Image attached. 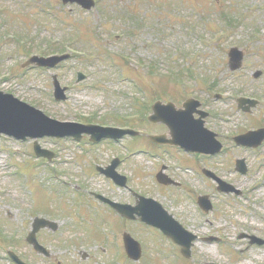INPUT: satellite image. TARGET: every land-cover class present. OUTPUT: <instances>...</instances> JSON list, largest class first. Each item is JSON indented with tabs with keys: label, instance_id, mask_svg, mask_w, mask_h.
<instances>
[{
	"label": "rangeland",
	"instance_id": "1",
	"mask_svg": "<svg viewBox=\"0 0 264 264\" xmlns=\"http://www.w3.org/2000/svg\"><path fill=\"white\" fill-rule=\"evenodd\" d=\"M231 46L245 53L238 71L227 64ZM54 49L70 54L58 68L22 67L30 55ZM178 70L183 81L169 77ZM254 70L263 74L254 78ZM78 72L84 73L81 82ZM54 73L67 87L64 101L53 99ZM0 90L56 120L127 125L143 132L146 141L163 128L145 121L150 111L144 107L157 98L179 107L194 97L210 113L206 126L224 140L221 154L199 160L177 149L158 154L141 137L94 146L41 138L40 147L55 154L48 162L35 158L32 140L0 135V264H12L7 250L30 264H264V245L247 246L238 236L264 239V144L244 149L231 142L234 134L264 126V0H95L89 10L60 0H0ZM240 96L258 99L250 114L236 107ZM117 157L122 159L117 170L129 177L127 188L95 167ZM235 158L245 160L246 175L234 170ZM161 165L179 183L176 189L156 183ZM203 167L242 194L217 192L200 172ZM132 191L158 201L196 235L188 260L157 229L126 224L92 197L100 193L133 204ZM198 194H208L211 211L199 208ZM37 210L58 225L40 238L50 259L16 243ZM122 230L141 241V262L127 258Z\"/></svg>",
	"mask_w": 264,
	"mask_h": 264
},
{
	"label": "water",
	"instance_id": "2",
	"mask_svg": "<svg viewBox=\"0 0 264 264\" xmlns=\"http://www.w3.org/2000/svg\"><path fill=\"white\" fill-rule=\"evenodd\" d=\"M64 4L76 3L83 6L85 9H89L94 6L92 0H62ZM229 64L230 68L236 69L241 66L242 53L236 48H231L229 52ZM67 55H52L47 58L40 56H32L26 61V64L38 65L41 67H55L59 62ZM82 75L79 74L78 80ZM54 82V97L55 100L60 101L65 99V88L60 87L57 82L56 76H52ZM249 101L242 99V101ZM250 102V101H249ZM253 103V101H251ZM197 106L196 102L189 100L184 104L185 110H175L171 103L163 105L157 102L153 107L154 114L148 117L149 121L158 122L163 121L171 131L173 139L171 142L183 147L189 152H199L214 154L219 152L221 145L217 140L214 139L215 133L203 127L202 119H193L192 113L195 111ZM204 115V113H200ZM83 133L90 136V140L98 142L105 138L118 139L126 134L137 135V133L131 129H120L112 127H101L99 125H85L78 124L76 122H64L57 121L51 117L45 115L40 109L24 103L18 98H15L11 94H4L0 91V134L13 137L17 140H27L28 138L34 139L33 148L36 156H45L51 158L53 153L39 147L37 140L41 137H69L80 140ZM151 139L154 142H163V136H152ZM237 144L243 146L256 147L264 140V129H258L255 131H249L244 135L234 137ZM118 160L113 161L112 166L102 172L109 177H112L117 184L124 185V178L116 175L113 169L116 167ZM236 169L241 173H246L244 160H237ZM207 173V172H205ZM210 174V173H207ZM213 178L219 183V191H232L233 188L227 183L221 182L218 178L212 175ZM158 182H166V178L161 173L157 174ZM98 198L105 202H109L111 206L117 209L126 218H133L134 214L138 215L139 218L149 225H153L160 229L167 237L176 242L181 246V252L184 256L189 257L190 246L195 237L190 234L187 230L183 229L173 217H171L158 203L152 199H144L140 197V201L134 207L118 205L111 202L109 199H104L102 196L97 195ZM199 205L204 210L211 209V205L208 202L206 196L200 197L198 200ZM33 230L30 232L28 237L29 243L35 246V248L42 249L35 240V232L44 227L50 225L55 229V224L46 221L45 219L36 218L33 222ZM254 238V236H252ZM124 241L128 256L133 259H138L140 255L139 245L134 240L130 239L128 234H124ZM260 242V241H259ZM43 250V249H42ZM9 257L12 258L17 264H23L18 256L14 253H9Z\"/></svg>",
	"mask_w": 264,
	"mask_h": 264
},
{
	"label": "flooded vegetation",
	"instance_id": "3",
	"mask_svg": "<svg viewBox=\"0 0 264 264\" xmlns=\"http://www.w3.org/2000/svg\"><path fill=\"white\" fill-rule=\"evenodd\" d=\"M260 71V73H259V77L263 74V71H261V70H259ZM254 78H256V77H254ZM201 102V108H204V109H207L206 108V105H205V103L203 102V101H200ZM255 107H256V105H255ZM254 107V108H255ZM252 110H253V108L252 109H250L248 112H247V114H250L251 112H252ZM246 114V113H245ZM210 117V113L208 112V115L204 118V121H205V124L207 123V120H208V118ZM163 129H160V131L159 132H167V131H165V129H164V125H162V124H159ZM262 126V125H261ZM214 130V129H213ZM216 133H217V137H218V139L222 142V139H221V136H220V134L218 133V131H215ZM88 138L87 137H85V138H83L80 142H85V143H87L88 141ZM232 141V140H231ZM156 147L158 148V150H163V149H166V150H170V149H177V150H179V148L177 147V146H175V145H173V144H166V143H163V144H159V145H156ZM236 147H238V146H236ZM180 151V150H179ZM120 161H121V159H120ZM122 162V161H121ZM120 162V163H121ZM119 163V164H120ZM103 166H105L106 167V165H103ZM175 186H178V185H174V184H172V185H170V186H168V188H170V187H175ZM106 205V204H105ZM106 206H108V205H106ZM37 235H36V238H37V241L40 243V238L43 236H45V235H47V233H43V231H38L37 233H36ZM240 238H245L244 240H246V243H247V246H261V245H257L256 243H254V244H249V239L247 238V237H244V236H240ZM27 233H23V236L21 237V240L19 241H16V243H18V244H23V242L24 243H26L27 244ZM41 244V243H40ZM249 244V245H248ZM32 249V248H31ZM33 250V249H32ZM33 251H35V250H33ZM36 252V251H35ZM38 255H41L42 257H44L45 259L46 258H49L50 259V254H48L47 256L46 255H43L41 252L40 253H38V252H36ZM25 260V259H24ZM26 261V260H25ZM27 262V261H26ZM28 263V262H27ZM30 264V263H29ZM32 264V263H31ZM47 264V263H46Z\"/></svg>",
	"mask_w": 264,
	"mask_h": 264
},
{
	"label": "trees",
	"instance_id": "4",
	"mask_svg": "<svg viewBox=\"0 0 264 264\" xmlns=\"http://www.w3.org/2000/svg\"><path fill=\"white\" fill-rule=\"evenodd\" d=\"M55 51H57V50H55Z\"/></svg>",
	"mask_w": 264,
	"mask_h": 264
}]
</instances>
